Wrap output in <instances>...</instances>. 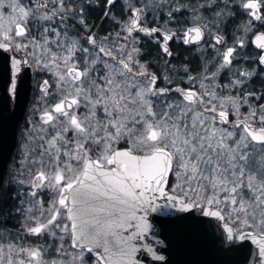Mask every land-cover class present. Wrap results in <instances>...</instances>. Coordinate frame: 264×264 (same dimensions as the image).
<instances>
[{
  "label": "snow or ice",
  "instance_id": "1",
  "mask_svg": "<svg viewBox=\"0 0 264 264\" xmlns=\"http://www.w3.org/2000/svg\"><path fill=\"white\" fill-rule=\"evenodd\" d=\"M119 2L127 19L113 39L97 35L87 13L120 23L118 0H0L10 95L33 64L58 90L40 117L27 179L23 169L0 178V224L21 219L15 234L0 231V264H140L137 242L150 231L178 221L211 229L212 219L221 247L250 242L264 264V90L249 87L260 80L264 89V31L254 33L264 28V0ZM149 15L156 26H145ZM135 33L159 37L167 57L173 38L212 56L188 75L191 87H157ZM42 190L54 193L47 206ZM191 213L200 218L178 215ZM157 251L143 249L163 261Z\"/></svg>",
  "mask_w": 264,
  "mask_h": 264
},
{
  "label": "water",
  "instance_id": "2",
  "mask_svg": "<svg viewBox=\"0 0 264 264\" xmlns=\"http://www.w3.org/2000/svg\"><path fill=\"white\" fill-rule=\"evenodd\" d=\"M7 56L0 53V178L5 182L30 98L34 70L32 67L21 73L16 95L11 96V72ZM178 215L200 218L197 213ZM216 223L215 219L211 220V229L193 227L188 221L165 223L158 234L150 231L137 242L141 251L137 252L136 258L140 264H257L258 248L250 242L243 246L234 245L232 250L221 247L214 240V236L219 235L215 229ZM146 246L158 250L157 254L164 256V260L154 261L150 254L143 252Z\"/></svg>",
  "mask_w": 264,
  "mask_h": 264
},
{
  "label": "trees",
  "instance_id": "3",
  "mask_svg": "<svg viewBox=\"0 0 264 264\" xmlns=\"http://www.w3.org/2000/svg\"><path fill=\"white\" fill-rule=\"evenodd\" d=\"M112 12L115 14V20L119 21L120 23H115L112 19L105 20L101 22L100 16L102 14L101 9H96L94 11H89L87 13V17L89 20V23L97 25V28L93 29L94 32H96L97 35L100 37H103L105 35H108L109 33L112 34L113 39L115 38V33L120 30L122 22L127 19V14L125 12H122L121 10V4L118 0V3L112 8ZM146 27H153L156 26L157 21L153 19L152 15H149L147 17V20L144 22ZM159 23H162V20L159 21ZM175 29V26H173V30ZM83 36V35H82ZM139 39V47L145 48L144 53L145 55L143 56L146 60H152L154 63L153 66V71L157 73L161 78L159 80V84L161 86H166V87H172V86H177V85H182V75L180 69L182 67H187L188 72L194 73L197 70L198 66V53L195 50H190V49H184V47H189L193 45H184L182 43V40L179 38H173L169 45H170V51L172 52V56L169 59L170 62V68L167 69L165 60L163 56L160 53V48L159 44L156 43L157 39L159 37L157 36H147V35H135ZM82 39H86V37H83ZM249 51H254L253 48H249ZM206 55L209 57L211 56V52H206ZM184 65V66H183ZM166 74L168 78L172 81L171 84H169L163 77V74ZM164 74V75H165ZM223 82V81H221ZM254 87H258L257 82L254 81L253 83ZM172 96L174 93L171 94ZM177 94H175V97ZM17 153L13 154V161L11 162V168H10V173H9V178L12 173V168L16 164V159L17 158ZM8 176V175H7ZM8 178V180H9ZM6 179V182L8 181ZM174 182V181H173ZM21 223V219L18 216H14L10 219H8L7 224H0V231L3 229H8L15 234L16 230L19 228ZM30 241L36 242V243H43L44 239L43 237L41 238H36V237H28L27 238Z\"/></svg>",
  "mask_w": 264,
  "mask_h": 264
},
{
  "label": "flooded vegetation",
  "instance_id": "4",
  "mask_svg": "<svg viewBox=\"0 0 264 264\" xmlns=\"http://www.w3.org/2000/svg\"><path fill=\"white\" fill-rule=\"evenodd\" d=\"M245 20H246V17L243 14H238L236 16V18H235V24L236 25L243 24L245 22ZM260 31H264V28H261L258 25L257 28L254 29V33L255 32H260ZM254 33H248L246 39H248L250 41L252 39V36H254ZM139 34L143 35V33H135L134 35H139ZM241 34H243V33H241ZM83 37H86V36H82V38ZM168 47H169V50H170V45L169 44H168ZM250 47L254 49L253 46L250 45ZM140 48L144 52L145 48H142V47H140ZM159 48H160V46H159ZM184 49L195 50L198 53V60H199L198 61V66H197V70L194 73H190V72L185 73L184 71L182 73V69L184 70L185 67H182L180 69L181 75H182V78H183L182 79V83L184 84V86H182V85H177V86L182 87V88H187V83H185L183 81L184 80V75H186V76H188V75H195V76L198 75L202 71V64H203L204 58L207 57L208 59H211V56L208 57L206 55V52H211L212 50L211 49H207V48L198 49L196 45L189 46V47H184ZM160 53L163 56L164 60L168 61V63L166 64V67H168L167 69H169L170 68V62H169L170 57H167L164 53H162L161 49H160ZM142 61H147L148 64H149V71L154 72L152 70L153 66H154V63H153V61L151 59L150 60L149 59L146 60L144 57H142ZM227 79H228L227 76H221V78L219 79V83L222 84L221 81H223V83H227ZM45 80H49L50 81V85H51L50 89H49V93L50 94L47 95V96L44 95L40 91V85ZM255 81L257 82V85H258L257 89L264 90V89H262L261 81L260 80H255ZM177 86L176 85L172 86V88H175ZM189 86L191 87L192 85L189 84L188 87ZM157 87L163 88V87H166V86H164V85L161 86L159 84V80H158ZM196 87H197V85H196ZM249 87L251 88V87H254V86H253V84H249ZM38 92H39V94H38ZM57 92H58V90L56 88V82H55L54 78H45V77L38 78V77L35 76V71L33 70L32 80H31V94H30V98H29V101H28V104H27V107H26L24 121H23L22 126L20 127V132H19L17 143L19 142V140L20 141L24 140L25 142H33V141L38 139V138L34 139L32 132L34 131L33 133H36L38 131V129H40V127H39L40 124H41L40 117L42 115V112H43V110L46 107L50 106L52 103H55L56 98H57V94H58ZM175 94L176 93H174L172 98H175ZM230 119H234V117H230ZM36 137H37V133H36ZM26 157H27V159H25ZM31 158H32L31 150H29L28 151V156L22 157L21 163L24 164V166L27 168V164L31 160ZM40 195L41 196H45L47 198H50L51 193H48L46 190H42Z\"/></svg>",
  "mask_w": 264,
  "mask_h": 264
},
{
  "label": "rangeland",
  "instance_id": "5",
  "mask_svg": "<svg viewBox=\"0 0 264 264\" xmlns=\"http://www.w3.org/2000/svg\"><path fill=\"white\" fill-rule=\"evenodd\" d=\"M115 39V38H114ZM122 42V41H121ZM211 54H212V51H211ZM212 56V55H211ZM33 69H34V71H35V76L36 77H38V78H42V77H45V78H54L55 79V77L47 70V69H41V68H39L38 66H36L35 64H33ZM183 69H182V73H183ZM165 76H167L166 74L164 75H162V77L164 78ZM192 76H195V75H192ZM168 77V76H167ZM182 78V77H181ZM183 79V78H182ZM185 83H187V88H188V85H189V83L187 82L188 81V76H186V75H184V80H183ZM222 84H224L223 82H222ZM197 85V87H199V84H196ZM190 87V86H189ZM58 93V92H57ZM38 94H39V92H38ZM234 94V93H233ZM176 98V97H175ZM245 109H242V111H244ZM30 114V113H29ZM39 131H40V129H38V131L36 132L37 134L39 133ZM34 132V131H33ZM32 132V134H33V137H34V139L35 138H37L36 137V133H33ZM24 139V138H23ZM33 139V140H34ZM32 141V140H31ZM38 143H40V141L37 139V140H35V141H33V142H25L24 140H22V141H20L19 140V142L17 143V145H16V148H15V151H14V153H17L18 155H17V158L18 159H16V164H15V166L12 168V173H11V175H10V178H11V176L14 174V173H16V172H18L19 170H21V169H23L24 170V176H23V178H25V179H27V177H28V173H27V170H26V167L24 166V164H22L21 163V161H22V157H25V156H28V151L29 150H31L32 148H33V146L34 145H36V144H38ZM12 161H13V158H12ZM11 161V162H12ZM10 168H11V165H10ZM10 168H9V171H8V176H7V180H8V178H9V173H10ZM9 178V179H10ZM17 187H20L19 185H17ZM48 193H51V196H50V198H47V197H45V196H42V198H43V200H44V202H45V206H47V203L50 201V199L52 198V196L54 195V193L51 191V190H46Z\"/></svg>",
  "mask_w": 264,
  "mask_h": 264
}]
</instances>
